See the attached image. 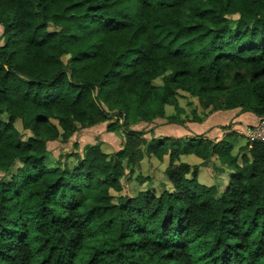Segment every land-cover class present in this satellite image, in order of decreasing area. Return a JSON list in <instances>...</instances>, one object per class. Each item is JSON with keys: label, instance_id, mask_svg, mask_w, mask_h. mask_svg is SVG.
Masks as SVG:
<instances>
[{"label": "trees", "instance_id": "1", "mask_svg": "<svg viewBox=\"0 0 264 264\" xmlns=\"http://www.w3.org/2000/svg\"><path fill=\"white\" fill-rule=\"evenodd\" d=\"M0 26V264H264V141L239 164L228 140L134 128L187 124L184 93L203 119L239 109L260 123L264 0H0ZM104 123L120 150L48 161L50 142ZM182 154L228 157L235 174L206 186ZM146 155L169 157L171 187L122 194Z\"/></svg>", "mask_w": 264, "mask_h": 264}, {"label": "rangeland", "instance_id": "2", "mask_svg": "<svg viewBox=\"0 0 264 264\" xmlns=\"http://www.w3.org/2000/svg\"><path fill=\"white\" fill-rule=\"evenodd\" d=\"M2 33L3 28L0 26V41H2ZM160 80H156L155 84H160ZM180 104L182 107L185 108V113L181 114L182 119L185 123H188V118H193L192 112L193 109L198 108L200 115V118L202 121H205L206 119H203V108L199 106L198 100L195 98H191L186 93L182 94L180 96ZM167 114H172L174 112V109L172 107L166 108ZM166 121L163 120H157L153 124H145L140 123L136 126H134L135 129L139 130H149L151 128H154L156 137H162L164 132L170 133V135L176 134L177 131H183L184 134H199L202 133L203 135L207 134L203 130H199V126H201L203 123H192L190 125L189 129L184 128L181 126L176 125H168L165 127ZM187 125V124H185ZM164 126V129L162 127ZM17 127L22 131L24 136L30 135L29 131H24L22 129V124L19 122L17 124ZM203 127V126H202ZM186 132V133H185ZM199 132V133H198ZM183 134V135H184ZM165 135V134H164ZM186 136V135H185ZM147 138H151V133L146 134ZM202 137V136H201ZM222 137V136H220ZM226 139L229 141L230 137H226ZM202 140V139H201ZM124 136L122 133H109L107 132V123L100 124V126L91 128V129H85L83 131H80L79 133L75 134L68 143H63L62 141H54L50 142L48 144V148L50 151V156L48 157V161L51 163H56L58 160L61 161V163H69L70 166H72V161H75L74 156L68 157L69 154L74 152L82 153L83 149L88 144H95L98 143L101 144L103 151L106 153H113L115 151H118L122 148L124 144ZM188 141L187 139H184L183 143ZM189 142V141H188ZM186 160L189 161V158L186 157ZM186 161V162H187ZM215 164L219 165V161ZM169 165V158L165 156L163 159H159L155 156H145L140 165L136 166L132 170V174L127 175V177L123 180V191L122 194H128L133 195L135 193H138L140 191H143L147 188H152L158 195L162 193V191L166 187L170 188L171 184L167 180L166 175V168ZM21 167L20 162L15 163V168L13 173H16V170ZM213 167L212 165L203 166L202 169H200V179L199 182L204 185H211L210 182H215L214 178V171H212ZM210 170V172H209ZM211 171L213 172L211 175ZM3 173L0 172V178H2ZM12 175L7 176L11 177ZM214 176V178H213ZM218 174L216 175V177ZM141 177H144L141 179ZM211 178V179H210ZM217 181L222 183V189H224L228 185V176H224V179L221 177L216 178ZM165 184V185H163ZM221 186V184H218ZM113 195H118L116 192H112ZM118 198V196H116Z\"/></svg>", "mask_w": 264, "mask_h": 264}, {"label": "crops", "instance_id": "3", "mask_svg": "<svg viewBox=\"0 0 264 264\" xmlns=\"http://www.w3.org/2000/svg\"><path fill=\"white\" fill-rule=\"evenodd\" d=\"M258 123H259V117L255 113L240 112L239 109H233V110H226V111L224 110L217 111L211 114L210 116H208V118H206L203 124L199 126V128H201L199 130H203L204 132L207 133L205 135L199 132H198L199 134L191 135L189 133L184 134L183 131L181 132L177 131L176 134L172 136L170 135V133H167L166 131H162V132H164L165 134V135L163 134V136H168L172 139H182L183 138L182 141L185 138H188V140L197 139L195 141H192L194 144L197 143L198 141H201V139L204 141L212 140L214 142H220L223 139L227 140L226 137L229 136L230 137L229 142L232 144V147H233L232 155L234 156L239 155V164H241V156L243 155V153L241 152L242 151L241 149L244 146H246L248 142V137L246 136V130L248 127L255 126ZM168 125H176V124L166 123L165 127ZM190 125H192V123H187V125H184L181 127H184L185 129L186 128L189 129ZM162 129H164V126L162 127ZM231 133H236V134L235 136H230ZM186 157L189 158V161L186 160ZM218 161H219V165L215 164ZM182 162L189 164L191 167H199L198 179H200V169H202L203 166L208 167L209 165H212L213 167L212 171H214V176H215V178L214 176L213 178L216 183L210 182L211 185H206V186L221 184V187H222V183L217 181L216 178L221 177L222 179H224V176H228V181H229L232 175L235 174V169L230 166V160L228 157H219L218 155H213L209 160L206 161L203 158L198 157L195 154H182L179 156V159L175 162V165H179ZM169 164H170V160H169ZM212 171H211V175L213 173ZM217 174L218 176L216 177Z\"/></svg>", "mask_w": 264, "mask_h": 264}, {"label": "built area", "instance_id": "4", "mask_svg": "<svg viewBox=\"0 0 264 264\" xmlns=\"http://www.w3.org/2000/svg\"><path fill=\"white\" fill-rule=\"evenodd\" d=\"M246 136L250 141H264V119L258 125L248 127L246 130Z\"/></svg>", "mask_w": 264, "mask_h": 264}]
</instances>
